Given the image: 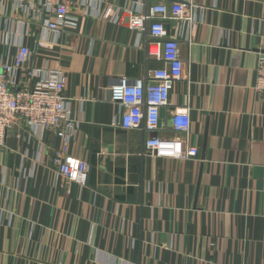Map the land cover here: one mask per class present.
Segmentation results:
<instances>
[{
	"label": "crops",
	"instance_id": "obj_1",
	"mask_svg": "<svg viewBox=\"0 0 264 264\" xmlns=\"http://www.w3.org/2000/svg\"><path fill=\"white\" fill-rule=\"evenodd\" d=\"M101 1L125 16L158 0H71L74 23L58 33L28 20V0H0V62L23 44L27 70L62 72L76 120L66 154L88 165L84 185L67 181L56 176L62 141L52 130L8 135L0 264H264V94L254 89L264 0H176L185 21L163 19L183 77L155 135L173 137L171 115L188 110L187 141L199 150L189 159L150 156V134L120 127L108 78L132 80L160 63L145 35L97 12Z\"/></svg>",
	"mask_w": 264,
	"mask_h": 264
},
{
	"label": "built area",
	"instance_id": "obj_2",
	"mask_svg": "<svg viewBox=\"0 0 264 264\" xmlns=\"http://www.w3.org/2000/svg\"><path fill=\"white\" fill-rule=\"evenodd\" d=\"M28 0L24 9L28 20L40 22L49 32L74 23L70 14L71 0H38L40 9ZM22 6V3H18ZM98 9V10H97ZM104 18L114 23L125 22L137 36L145 35L147 53L160 63L142 76L128 79L125 76L108 78L110 100L120 109L119 125L125 130L138 129L150 134L144 142L145 153L153 157L189 159L197 157L199 150L187 141L190 125L188 110L175 111L170 118L173 137L155 135L161 130L160 109L168 105L169 92L182 80L183 59L177 39L169 37L163 19L169 16L184 22V4L176 0H158L136 10L101 3L96 7ZM29 22V21H28ZM42 42H39L41 46ZM27 46L20 44L11 60L0 62V148L17 127L41 136L52 130L61 139L62 147L55 151L53 162L56 176L84 185L88 175L87 163L66 154V145L76 129L67 98L63 95L64 75L58 70L25 68L30 57ZM254 89L264 94V54L257 57Z\"/></svg>",
	"mask_w": 264,
	"mask_h": 264
}]
</instances>
